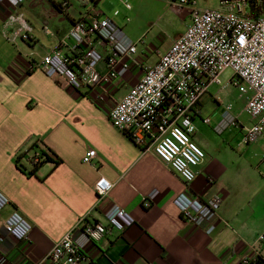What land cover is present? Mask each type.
<instances>
[{
	"label": "crops",
	"instance_id": "obj_1",
	"mask_svg": "<svg viewBox=\"0 0 264 264\" xmlns=\"http://www.w3.org/2000/svg\"><path fill=\"white\" fill-rule=\"evenodd\" d=\"M63 1L27 0L17 7L0 2V191L10 199L0 210V234L5 239L0 252L12 264H34L70 229L77 228V234L86 222L107 224L106 213L118 205L136 222L122 232L110 229L87 245L86 253L96 264H244L245 259L264 255V240H259L264 233V133L253 143L263 152L256 166L231 167L238 154L230 161L210 154L207 127L217 132L224 106L207 90L197 105L192 136L205 158L196 168V179L186 185L152 148L138 146L110 122L114 103L186 29L163 49L155 44L157 39L150 49L144 41L146 34L133 35L126 18L123 26L118 25L124 32L127 27L131 36L125 34L138 41L136 64L104 91L75 90L59 78L46 76L39 67L41 58L88 11L108 16L100 9L106 0H70L66 8L61 7ZM10 15H21L29 23L30 40L15 35L19 26L9 21ZM180 18L189 16L182 12ZM93 43L97 46V39ZM62 50L68 55L76 52L71 40ZM100 50L107 54L105 48ZM98 70L106 71L104 61ZM100 95L102 99H97ZM205 117H210V124L203 122ZM235 117L242 134L238 145L251 144L242 142L251 118ZM41 149L50 160L33 170L30 158ZM89 149L96 150V157L86 164L82 158ZM223 152L227 156L236 153ZM100 177L113 183L101 198L94 188ZM153 191L150 207H144ZM182 192L202 200L221 197L214 232L207 234L204 227L182 218L174 203ZM14 209L33 225L29 242H18L4 231L5 220Z\"/></svg>",
	"mask_w": 264,
	"mask_h": 264
},
{
	"label": "built area",
	"instance_id": "obj_2",
	"mask_svg": "<svg viewBox=\"0 0 264 264\" xmlns=\"http://www.w3.org/2000/svg\"><path fill=\"white\" fill-rule=\"evenodd\" d=\"M25 1L0 0L12 7ZM166 2L177 12H186L189 24L159 60L146 67L140 80L114 103L109 119L116 129L128 133L135 144L146 146L147 150L152 148L159 160L189 185L205 158V151L192 138L196 132L193 119L197 105L211 85L222 84L220 75L226 69L232 70L229 82L245 100L244 111L252 120L244 130L242 142H255L264 133V0H219L215 7L206 8L199 7V0ZM69 3L70 0H64L61 7L66 8ZM118 14L116 10L113 15ZM8 19L19 26L16 36L30 40L32 28L23 16L10 15ZM68 40L73 42L75 55L62 50ZM137 44L112 17L88 11L71 26L60 44L41 58L39 67L46 76L59 78L75 90L104 91L136 64ZM102 61L106 64L105 72L98 70ZM231 110L232 104L224 106L222 118L215 126L217 132L237 124ZM203 122L210 124V117L203 118ZM95 157L96 150L89 149L82 161L91 164ZM37 161L36 154L33 162ZM94 188L101 198L112 190L113 183L100 177ZM155 194L156 191L148 194L144 207H150ZM221 200L220 196L202 200L182 192L174 203L185 221L204 227L211 234L216 229ZM9 204V197L0 191V210ZM105 218L107 224L86 222L77 234V228L70 229L34 264H96L86 253L87 245L100 240L110 229L122 232L136 222L132 214L118 205ZM32 228L30 220L17 209L4 223L5 233L22 243L29 242ZM259 240H264V233ZM4 241L0 234V244ZM259 256L264 260V255ZM243 263L248 264L249 260ZM0 264L12 262L0 252Z\"/></svg>",
	"mask_w": 264,
	"mask_h": 264
},
{
	"label": "rangeland",
	"instance_id": "obj_3",
	"mask_svg": "<svg viewBox=\"0 0 264 264\" xmlns=\"http://www.w3.org/2000/svg\"><path fill=\"white\" fill-rule=\"evenodd\" d=\"M219 0H199V7H215ZM129 7V8H128ZM100 9L120 26L124 25L126 18L130 19L127 25L132 27L133 35L146 34L144 37L145 42L148 43V48H155L152 43L155 42L159 46V49H163L165 45L174 38L178 33H182L189 22L188 18L181 19L180 12H177L171 8L166 0H106L104 5L100 6ZM119 11L118 16H114L115 11ZM125 32H128V28L125 27ZM129 33V32H128ZM127 33V34H128ZM129 35V34H128ZM131 36V35H129ZM159 38V39H158ZM233 72L231 69H226L221 75V85H211L208 88V93L212 95L216 102L225 106L226 104H232L231 114L246 120L248 115L244 111V99L239 96L237 87L230 83L229 80ZM208 128V134L211 139L209 142L208 151L213 156L222 159L223 161L233 160L235 154H238L237 159L233 166L239 165H258L261 160L262 150L259 146L253 144L238 145L241 138V131L237 125H231L222 132H215L212 128ZM224 142V143H223ZM236 151V153L234 151ZM225 152L231 151L233 156H227ZM242 156V157H240ZM247 162V163H246ZM231 164V163H230Z\"/></svg>",
	"mask_w": 264,
	"mask_h": 264
},
{
	"label": "trees",
	"instance_id": "obj_4",
	"mask_svg": "<svg viewBox=\"0 0 264 264\" xmlns=\"http://www.w3.org/2000/svg\"><path fill=\"white\" fill-rule=\"evenodd\" d=\"M37 154L38 161L33 162V157ZM50 160V157L47 156V153L44 151V149H41L40 151H36L33 153V155L30 158V164L33 167V170L38 168L44 161ZM248 264H264V260L262 257L257 256L255 259L249 260Z\"/></svg>",
	"mask_w": 264,
	"mask_h": 264
}]
</instances>
